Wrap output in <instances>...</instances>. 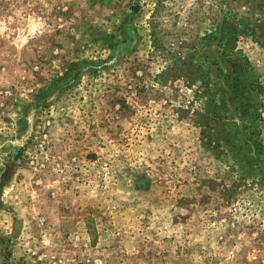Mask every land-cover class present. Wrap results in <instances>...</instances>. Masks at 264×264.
<instances>
[{"label": "rangeland", "instance_id": "rangeland-1", "mask_svg": "<svg viewBox=\"0 0 264 264\" xmlns=\"http://www.w3.org/2000/svg\"><path fill=\"white\" fill-rule=\"evenodd\" d=\"M0 264H264V0H0Z\"/></svg>", "mask_w": 264, "mask_h": 264}]
</instances>
